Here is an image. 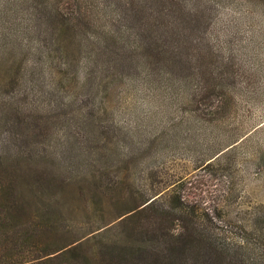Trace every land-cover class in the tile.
Returning a JSON list of instances; mask_svg holds the SVG:
<instances>
[{
	"label": "rangeland",
	"instance_id": "374dc122",
	"mask_svg": "<svg viewBox=\"0 0 264 264\" xmlns=\"http://www.w3.org/2000/svg\"><path fill=\"white\" fill-rule=\"evenodd\" d=\"M198 1L210 15L190 84L114 79L90 88L69 69L56 76L54 60L40 65L25 48L10 53L22 59L11 74L7 50L42 35L27 23L24 2L0 0V98L22 102L0 143L14 148L21 119L43 127L38 147L65 179L55 189L63 212L55 242L80 237L70 253L81 264L149 263L145 253L141 260L124 253V233L158 223L150 215L157 207L213 229L264 213V0ZM149 196L154 206L125 215Z\"/></svg>",
	"mask_w": 264,
	"mask_h": 264
},
{
	"label": "trees",
	"instance_id": "16d2710c",
	"mask_svg": "<svg viewBox=\"0 0 264 264\" xmlns=\"http://www.w3.org/2000/svg\"><path fill=\"white\" fill-rule=\"evenodd\" d=\"M20 1L27 23L42 36L35 44L20 40L7 50L10 73L14 62H22L10 53L25 48L40 65L54 60L48 65L56 76L69 69L77 84L90 88L114 79L190 84L195 76L193 54L201 48L210 15L207 2L198 0ZM11 79L19 82L20 76ZM21 108L20 99L0 98V129L14 127ZM21 123L25 127H19L12 139L13 149L0 143V264H81L70 253L80 237L55 242L56 236H62L58 221L63 217L55 189L65 179L53 175L45 159L48 152L38 147L43 127L35 123L30 129L27 120ZM27 145L31 149L23 150ZM155 202L149 196L125 210V215L151 208ZM150 215L158 223L131 226L124 233L128 242L123 251L136 260L145 253L150 257L146 264L160 258L163 264H264V213L259 210L233 229H213L183 210L175 215L164 206ZM174 221L179 229L172 230Z\"/></svg>",
	"mask_w": 264,
	"mask_h": 264
}]
</instances>
